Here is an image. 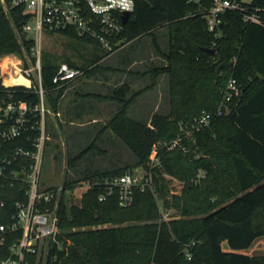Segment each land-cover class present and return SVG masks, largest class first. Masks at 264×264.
Masks as SVG:
<instances>
[{"label": "trees", "instance_id": "1", "mask_svg": "<svg viewBox=\"0 0 264 264\" xmlns=\"http://www.w3.org/2000/svg\"><path fill=\"white\" fill-rule=\"evenodd\" d=\"M133 1L134 20L123 23L122 31L110 38V45L125 47L143 36L151 38L156 54L164 63L144 72L150 77L145 87L126 96L130 85L125 81L109 87L107 95L82 93L80 88H75L77 80L59 87L53 82L60 63L40 61L44 119L49 136L53 124L47 116L54 113L59 117L64 110L62 101L66 90L77 96L69 100L72 103H68L65 113L74 111L80 116L84 108L92 107L89 104L92 97L112 99L120 105L86 147L67 156L56 207L57 241L49 243L44 264H264V255L235 252L264 235V26L244 21L240 12L227 10L220 14L218 31L212 32L203 13L210 5L209 0L200 3ZM251 6L264 9V0H252ZM258 14L264 23V10ZM26 19L27 14L21 7L11 8L7 13L0 9V56L15 53L34 62L33 40L20 30ZM161 26L166 27L165 49L155 36V30ZM62 34L100 45L72 30ZM205 49H214V52ZM108 52L100 55L92 51L84 63H64L83 69L80 78L97 79L101 72L111 69L125 71L102 63ZM116 61L125 67L131 57L119 52ZM161 74L167 77V111H156L138 119L130 116V104L142 91L155 87ZM231 77L241 93L229 103L228 113L218 115L216 109ZM37 88L36 82L31 87H3L0 81V105L25 103L31 109L27 118L33 126L7 141L0 149V156L11 157L16 147L33 149L32 141L38 134L36 127L40 120ZM86 97L89 103L85 107ZM202 112L211 114L210 122L191 138L182 139L184 149L159 145V164L150 171L152 188L136 189L130 205L121 206L115 194L99 200L103 186L93 181L123 174L132 170L133 165L85 169L79 177H73L78 162L90 150L97 149L99 131H112L129 147L135 165L147 167L153 147L159 141H172L179 133L180 122L190 123ZM68 121H74V117ZM57 122L60 127L61 120ZM53 131V135L58 134ZM166 176L183 182L180 194L170 191ZM83 182L89 186L79 202L67 203L65 192L73 191ZM47 184L43 179L46 190L57 189ZM25 190L18 183L0 187V200L4 201L0 205V223L12 222L15 201L26 199ZM44 207L52 208L53 201L41 209ZM170 208L180 216L162 219L160 210ZM19 235L18 229L3 233L0 260L9 254L10 244ZM223 242L228 250L223 249ZM42 258L41 253L32 255L30 264H41Z\"/></svg>", "mask_w": 264, "mask_h": 264}, {"label": "built area", "instance_id": "2", "mask_svg": "<svg viewBox=\"0 0 264 264\" xmlns=\"http://www.w3.org/2000/svg\"><path fill=\"white\" fill-rule=\"evenodd\" d=\"M200 3L203 0H188ZM209 7L203 12L206 25L212 32L218 31L220 14L227 10L240 12L244 21H250L264 26L258 12L262 8L253 7L251 3L243 0H209ZM134 4V1H133ZM14 7H21L27 14L26 21L20 26L21 32L33 40L31 55L34 62L27 56L21 57L15 53H7L0 56V81L3 87L12 85H24L31 87L37 83L40 97L39 109L40 120L38 122V134L32 141L33 149L16 147L11 157L0 156V187L13 185L14 183L25 186V200L15 201V212L11 215L12 222L0 223V243L3 241V233L20 230V235L9 246V254L0 260V264H30L29 257L44 254L48 250L51 241H57L58 232L56 207L59 201L60 190H46L43 186L42 173L45 162V145L49 139V133L44 119L43 89L41 86L40 53L42 36L44 33H62L74 31L81 37L96 40L113 54L124 45L112 48L110 38L117 35L123 29L121 14L124 11L114 0H0V9L7 13ZM134 9V8H133ZM130 15L133 12L127 11ZM25 59V60H24ZM8 72L14 76L22 75L29 80V84L11 83L6 84L4 79ZM84 70L60 63L53 77L57 86L69 84L81 77ZM241 89L234 78H229L223 91V98L216 109V114H226L230 110L229 103L235 96H239ZM36 107L34 109H37ZM29 109L25 103H7L0 105V149L4 144L22 135L23 131L33 128L29 124ZM211 114L202 112L190 123H179V133L170 142L159 141L152 149L147 167L139 166L137 169L126 171L120 175L96 178L94 184H102L103 190L98 194L99 200H105L107 196L115 194L121 206L132 203L134 191H143L152 188L150 177L151 168L159 164L158 147L165 146L172 149L181 144L183 138H191L195 131L208 125ZM15 165V166H13ZM85 184V189L89 184ZM58 191V193H57ZM53 201V207L47 206ZM4 204L0 200V205ZM161 217L164 220L173 216L170 210L161 209Z\"/></svg>", "mask_w": 264, "mask_h": 264}, {"label": "rangeland", "instance_id": "3", "mask_svg": "<svg viewBox=\"0 0 264 264\" xmlns=\"http://www.w3.org/2000/svg\"><path fill=\"white\" fill-rule=\"evenodd\" d=\"M156 40L161 48L165 49L167 46L166 27L161 26L155 30ZM131 47V48H130ZM95 51L97 54L102 55L107 51L102 45H95L84 40H80L75 37H71L62 33H44L42 36V45L40 53V61L45 63H62V62H75L84 63L87 57ZM127 54L131 57V63H128L125 67L123 64L115 62L117 53ZM115 56V57H114ZM103 64L111 65L112 67H119L129 69L132 73L125 71H115L128 83H130V90L126 94L129 96L132 92L145 87L150 83V77L147 73H144L148 68L153 65H161L164 60L156 54L154 47L151 43L149 36H143L139 41H134L133 44L126 45L125 47L114 52L111 56L103 58L101 60ZM136 71L139 72L135 73ZM124 75V76H123ZM115 76L110 77L108 80L113 83ZM167 77L165 74H161L157 77L156 86L144 90L137 96L130 104L129 115L133 118H145L153 112L165 113L168 109L167 103ZM75 88H79L76 86ZM82 90V89H81ZM87 90L99 91L102 94L107 92L105 87L99 88L96 82L90 84ZM101 99V100H100ZM99 100L97 97H92L90 101L85 100L84 106L87 102L92 106L91 108H84L80 113V116H76L74 111H67L64 109L60 112L59 117L54 113H50L47 118L51 122L50 128L51 134L49 136V145L45 154V162L42 173V180L46 179L47 185L56 186L60 190L62 178L66 171V159L68 155H74L81 151L97 134V131L102 127L104 122H107L119 108V104L112 102L111 100ZM74 117V121H68V118ZM95 118L96 121H93ZM57 119L61 120V126H58ZM57 131V135H53L54 129ZM99 138L97 139V149L90 150L85 156L78 162V169L73 177H79L81 172L85 169L103 170L105 168H111L114 166H123L125 164L133 165V169H137L139 166L135 165V158L131 153L129 147L123 142L122 139L117 137L112 131L105 130L99 131ZM99 149V151H98ZM72 175V173H71ZM169 180L170 191L175 194H180V189L183 182L171 177L166 176ZM85 190V184L76 186L73 191L65 192V199L67 203H78L82 192ZM58 193V191H57ZM170 214L173 217H179V213L170 208ZM222 247L228 250L226 242L222 243ZM237 253L246 255H264V235L257 237L253 243L244 249L236 250ZM45 254L41 264L45 263Z\"/></svg>", "mask_w": 264, "mask_h": 264}, {"label": "crops", "instance_id": "4", "mask_svg": "<svg viewBox=\"0 0 264 264\" xmlns=\"http://www.w3.org/2000/svg\"><path fill=\"white\" fill-rule=\"evenodd\" d=\"M111 55H109V56H111ZM106 57H108V56H106ZM131 61H132V59H131ZM131 61H130V63H131ZM115 71H116V74H117V70H115V69L103 71V72H101L99 74V76L97 77V79H95L94 77H82V78L79 77V78L75 79V80H77L76 83H75V86H78L80 89H82L81 90L82 93H84V92H94V93H98L100 95H107V92H105L104 94H102L99 91H90V90H87V89L89 88L90 84H93L94 82H96L97 86H99L100 89L103 88V87H105V89L107 91H109L108 90L109 87L119 86L121 83H123V82H125L127 80V79L124 80L123 79L124 77L123 78L121 77L122 75L120 76L118 74V76H117L115 74ZM125 72L132 73L133 74V72L132 71H129V69H125ZM112 76H115V78H117V80L116 81L113 80L114 82L113 83H110L108 79L110 77H112ZM126 82H128V81H126ZM129 85H130V83H129ZM74 96H77L76 94H74V92L73 93H68V90L65 91V95L63 97L64 99L62 101V108L63 109H67L68 103L71 105L72 102L70 103L69 100L70 99L72 100L74 98ZM86 99H88V97H86ZM97 99L99 100L100 98H97ZM103 99L104 100H111L112 102H114L112 99L102 98V100ZM93 121H96L95 118H93Z\"/></svg>", "mask_w": 264, "mask_h": 264}, {"label": "bare ground", "instance_id": "5", "mask_svg": "<svg viewBox=\"0 0 264 264\" xmlns=\"http://www.w3.org/2000/svg\"><path fill=\"white\" fill-rule=\"evenodd\" d=\"M4 82L6 84H11V83H23V84H27V85L29 84L28 79H26L22 75L14 76V74L12 72H8V77L4 79Z\"/></svg>", "mask_w": 264, "mask_h": 264}, {"label": "clouds", "instance_id": "6", "mask_svg": "<svg viewBox=\"0 0 264 264\" xmlns=\"http://www.w3.org/2000/svg\"><path fill=\"white\" fill-rule=\"evenodd\" d=\"M118 4L123 10L132 11L134 8L133 0H114V5Z\"/></svg>", "mask_w": 264, "mask_h": 264}, {"label": "water", "instance_id": "7", "mask_svg": "<svg viewBox=\"0 0 264 264\" xmlns=\"http://www.w3.org/2000/svg\"><path fill=\"white\" fill-rule=\"evenodd\" d=\"M243 1H244L245 3H252V0H243ZM128 19L134 20V16H133V15H130L127 11H124V12L121 14V21L124 23V22H126ZM205 51L213 53V52H214V49H205Z\"/></svg>", "mask_w": 264, "mask_h": 264}]
</instances>
